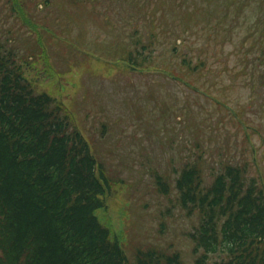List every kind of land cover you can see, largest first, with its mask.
I'll return each instance as SVG.
<instances>
[{"label": "rangeland", "instance_id": "374dc122", "mask_svg": "<svg viewBox=\"0 0 264 264\" xmlns=\"http://www.w3.org/2000/svg\"><path fill=\"white\" fill-rule=\"evenodd\" d=\"M150 32L143 64L170 68L169 79L121 60ZM0 44L88 140L112 184L96 214L131 260L153 248L192 263L196 216L166 209L177 171L196 152L208 171L249 160L264 180V0H0ZM174 44L204 69L187 68ZM179 75L217 96L198 95Z\"/></svg>", "mask_w": 264, "mask_h": 264}, {"label": "trees", "instance_id": "16d2710c", "mask_svg": "<svg viewBox=\"0 0 264 264\" xmlns=\"http://www.w3.org/2000/svg\"><path fill=\"white\" fill-rule=\"evenodd\" d=\"M154 38L150 32L125 58L145 66L143 50ZM180 49L187 68L204 69L202 59ZM220 103L241 118L230 102ZM70 116L50 94L35 91L13 50L0 45V264H186L176 251L153 248H139L129 258L123 241L96 214L112 184ZM196 153L177 171L166 209L177 204L183 215L196 216L191 264H264L262 174L249 170V160L219 161L208 171L201 165L203 150ZM158 182L163 187L164 180Z\"/></svg>", "mask_w": 264, "mask_h": 264}]
</instances>
